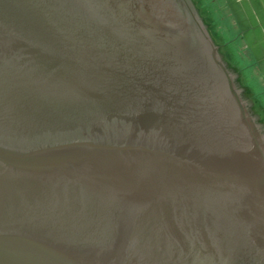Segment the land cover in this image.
<instances>
[{
    "label": "water",
    "instance_id": "1",
    "mask_svg": "<svg viewBox=\"0 0 264 264\" xmlns=\"http://www.w3.org/2000/svg\"><path fill=\"white\" fill-rule=\"evenodd\" d=\"M187 1L0 0V264H264V122Z\"/></svg>",
    "mask_w": 264,
    "mask_h": 264
},
{
    "label": "crops",
    "instance_id": "2",
    "mask_svg": "<svg viewBox=\"0 0 264 264\" xmlns=\"http://www.w3.org/2000/svg\"><path fill=\"white\" fill-rule=\"evenodd\" d=\"M190 1L234 75L236 85L246 93L257 116L264 122V75L259 71L260 66L264 69V0H222L219 5L221 11L229 9L233 26L238 31L237 38L243 41L241 47L237 41L224 42L222 28L214 26L216 6L200 12L195 0ZM259 89L262 91L258 93Z\"/></svg>",
    "mask_w": 264,
    "mask_h": 264
},
{
    "label": "rangeland",
    "instance_id": "3",
    "mask_svg": "<svg viewBox=\"0 0 264 264\" xmlns=\"http://www.w3.org/2000/svg\"><path fill=\"white\" fill-rule=\"evenodd\" d=\"M189 2L191 3L190 0H189ZM221 2H222V0H205V1L204 0H195V3H196L200 12L201 11L205 12L206 10H208L211 7L213 8L214 6L217 7V8L214 7V8H216L215 18H213L214 26H219L222 28V30H223L222 37L224 39V42L237 41V44L241 47L243 45V41L241 39L237 38L238 31H236V29L233 26V21L231 20V17L229 14V9H225V11L219 10V5H221ZM192 7H193V5H192ZM221 50H222V48H221ZM259 71H260V75H264V69L262 70L261 66L259 67ZM254 85H255V87H257V85L255 83H254ZM261 91L262 90L259 89L258 93ZM244 95L248 99V96L246 95L245 92H244Z\"/></svg>",
    "mask_w": 264,
    "mask_h": 264
},
{
    "label": "flooded vegetation",
    "instance_id": "4",
    "mask_svg": "<svg viewBox=\"0 0 264 264\" xmlns=\"http://www.w3.org/2000/svg\"><path fill=\"white\" fill-rule=\"evenodd\" d=\"M160 1H162L164 3L167 2L171 7L176 8V10L181 15H184L185 17L187 15H189L188 6H187L189 3H188L187 0H160ZM247 107H248V110H249L250 114L253 116L252 109L248 105H247ZM253 118H255V117L253 116ZM256 122H257V120H256Z\"/></svg>",
    "mask_w": 264,
    "mask_h": 264
}]
</instances>
